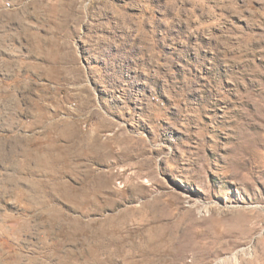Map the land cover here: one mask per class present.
<instances>
[{
	"label": "rangeland",
	"instance_id": "1",
	"mask_svg": "<svg viewBox=\"0 0 264 264\" xmlns=\"http://www.w3.org/2000/svg\"><path fill=\"white\" fill-rule=\"evenodd\" d=\"M0 264H264V0H0Z\"/></svg>",
	"mask_w": 264,
	"mask_h": 264
},
{
	"label": "bare ground",
	"instance_id": "2",
	"mask_svg": "<svg viewBox=\"0 0 264 264\" xmlns=\"http://www.w3.org/2000/svg\"><path fill=\"white\" fill-rule=\"evenodd\" d=\"M11 16H13V15H11ZM14 137H16V136H14ZM20 138H22V137L20 136ZM20 138H15L14 141H12V139H10V141H12V144L11 145L9 143L7 144L8 146L10 145L9 146L10 149H8L7 151L2 150L3 151V154H2L3 157L2 158H3V160L8 161V164L11 166L13 162H14V164L19 162V160L17 161V160H14L12 158L16 157L17 154H21L24 157V159L19 162V168L20 169H28V168H25V166L29 165L28 171H32V172L36 171L37 172L38 168L42 167L45 164L46 157H45L44 153H41L40 155H36L37 152L35 153L32 149L25 148V147L23 148L24 141H23V139H20ZM13 142H14V144H13ZM3 144H2V146H3ZM55 161L56 160H53V163ZM22 162H25V163H22ZM12 181H13V179L10 180V182H12ZM27 183L30 184V187H32V188H33L34 184H41L39 181H34L33 179L27 180ZM32 197L36 198L35 195H33Z\"/></svg>",
	"mask_w": 264,
	"mask_h": 264
}]
</instances>
